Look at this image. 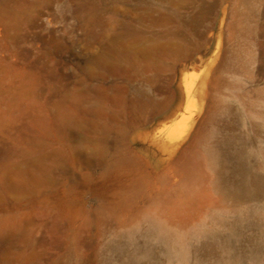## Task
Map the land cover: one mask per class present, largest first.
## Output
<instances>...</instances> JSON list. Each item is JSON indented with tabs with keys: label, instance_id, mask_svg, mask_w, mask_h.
<instances>
[{
	"label": "rangeland",
	"instance_id": "374dc122",
	"mask_svg": "<svg viewBox=\"0 0 264 264\" xmlns=\"http://www.w3.org/2000/svg\"><path fill=\"white\" fill-rule=\"evenodd\" d=\"M0 264H264V0H0Z\"/></svg>",
	"mask_w": 264,
	"mask_h": 264
},
{
	"label": "bare ground",
	"instance_id": "6f19581e",
	"mask_svg": "<svg viewBox=\"0 0 264 264\" xmlns=\"http://www.w3.org/2000/svg\"><path fill=\"white\" fill-rule=\"evenodd\" d=\"M247 166L248 165H247L245 159L243 158V156L241 158H239L236 162L237 175L244 180L248 174V167ZM245 225L251 226V227H257V225H258L257 217L254 214L250 215V217L246 220ZM239 227H240L239 225L236 226V231H237L236 235H239L241 233V230ZM215 244H216V241H214V240L207 241L205 243V250L207 252H211L214 249ZM150 248H151L150 242L144 244L142 247H140V249H138L135 256H138L142 252L148 251Z\"/></svg>",
	"mask_w": 264,
	"mask_h": 264
}]
</instances>
